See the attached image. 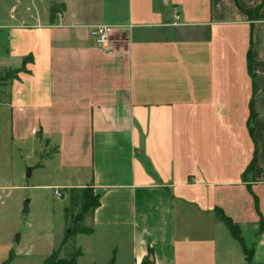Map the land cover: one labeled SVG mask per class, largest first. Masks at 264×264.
<instances>
[{"label": "crops", "instance_id": "0c3cea01", "mask_svg": "<svg viewBox=\"0 0 264 264\" xmlns=\"http://www.w3.org/2000/svg\"><path fill=\"white\" fill-rule=\"evenodd\" d=\"M53 6L48 21L0 24L3 69L28 60L0 103V126L8 116L22 158H37L38 139L55 149L39 167L57 178L45 188L101 197L92 234L77 236L79 263L264 264V21L241 11L264 14V0ZM100 26L112 28L109 49L91 36ZM5 228L0 264H37L27 237Z\"/></svg>", "mask_w": 264, "mask_h": 264}, {"label": "rangeland", "instance_id": "374dc122", "mask_svg": "<svg viewBox=\"0 0 264 264\" xmlns=\"http://www.w3.org/2000/svg\"><path fill=\"white\" fill-rule=\"evenodd\" d=\"M57 1L60 0H0V24H18L37 13H40L43 21H48L54 18L51 10L56 8L53 5L57 6ZM12 18H16V21ZM6 51V47L0 50V72L11 70L18 78L20 72L26 71L27 62L22 69L14 61L11 65L13 68L3 69L1 62ZM9 95V87L0 88L1 103H8ZM10 136L9 118L6 116L5 123L0 126V178H5V191L8 195L0 203V225L4 223L7 235L13 236L18 230L27 237L33 252L32 262L41 264L55 252H58L57 259H62L65 248L61 245L72 228L71 221L80 213L82 204L80 201L73 203L66 193L59 198L55 190L45 188L57 180L52 169H39L45 161L54 157L53 147L47 148L45 142L38 139L37 158L26 154L22 158L19 145L13 144ZM32 168L38 170L29 178L27 173ZM25 203L28 204L29 213L22 215L23 210H18L19 206L24 209ZM66 208L69 210L68 217L65 214ZM73 242L76 244L77 237ZM246 247L249 252L251 247Z\"/></svg>", "mask_w": 264, "mask_h": 264}, {"label": "trees", "instance_id": "16d2710c", "mask_svg": "<svg viewBox=\"0 0 264 264\" xmlns=\"http://www.w3.org/2000/svg\"><path fill=\"white\" fill-rule=\"evenodd\" d=\"M262 7H257L255 9L245 10L241 8V11L248 16L249 19L252 21H264V14L261 13ZM53 16L57 15V8H53L52 10ZM25 60L24 63H26ZM252 65V50L249 51V73L250 76L253 79L254 83V91H256V82L255 78L252 74L251 70ZM16 74L12 72L11 70H4L3 72H0V88H8L10 85L17 79L15 76ZM1 103V102H0ZM253 121H254V114H251L250 120H249V131L252 135L253 133ZM257 162V149L254 153L253 160L251 164L249 165L248 169L245 172V176L247 174H250L254 172ZM67 194L70 196V199L73 203L80 201L81 202V211L73 218L71 221V230L68 234H66L65 239L61 245V247L65 248V255L62 259H57V253L55 252L52 255H50L44 264H78V259L82 256V252L80 249L77 248L76 244L73 242L74 238L78 235H90L93 232V227L90 224H87V220L90 221L92 219L95 211L97 208L100 207V200L101 197L99 195H96L93 188H84V189H74ZM66 217L69 216V210L68 208L65 209ZM215 219L219 223L225 224L228 229L230 230L233 237L240 241L242 243L239 230L238 228L233 224V222L227 218L220 210H217L215 212ZM67 245H69V248L67 249ZM245 254L249 261H251L252 253L251 251L248 252L246 248ZM8 264V263H5ZM147 264V263H143Z\"/></svg>", "mask_w": 264, "mask_h": 264}, {"label": "built area", "instance_id": "2783aa9c", "mask_svg": "<svg viewBox=\"0 0 264 264\" xmlns=\"http://www.w3.org/2000/svg\"><path fill=\"white\" fill-rule=\"evenodd\" d=\"M111 34H112V28L100 26L92 30L91 36L96 41V44L103 48V49H109L111 46ZM56 196L59 198H62V193L59 189L55 190Z\"/></svg>", "mask_w": 264, "mask_h": 264}, {"label": "water", "instance_id": "95a60500", "mask_svg": "<svg viewBox=\"0 0 264 264\" xmlns=\"http://www.w3.org/2000/svg\"><path fill=\"white\" fill-rule=\"evenodd\" d=\"M27 177H29V178L31 177V171H30V169L28 170ZM28 213H29L28 204L25 203L24 204V209L22 211V215H27Z\"/></svg>", "mask_w": 264, "mask_h": 264}]
</instances>
